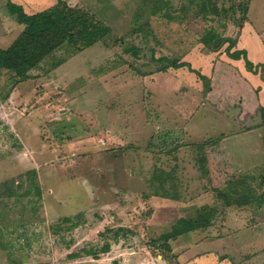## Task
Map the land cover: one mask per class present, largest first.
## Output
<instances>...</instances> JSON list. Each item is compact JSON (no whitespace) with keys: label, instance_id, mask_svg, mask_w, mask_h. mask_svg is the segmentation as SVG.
I'll use <instances>...</instances> for the list:
<instances>
[{"label":"rangeland","instance_id":"rangeland-1","mask_svg":"<svg viewBox=\"0 0 264 264\" xmlns=\"http://www.w3.org/2000/svg\"><path fill=\"white\" fill-rule=\"evenodd\" d=\"M5 2L0 47L23 28ZM144 2L71 0L112 33L82 49L63 44L29 79L0 73V190L6 181L22 184L19 194L31 188L0 196V264H264V204L226 207L213 189L237 175L264 190V0ZM209 28L246 49L255 72L228 43L200 42ZM151 48L206 78L187 66L160 70ZM208 138L221 140L206 149L205 175L197 143ZM205 204L218 208L212 226L181 235L163 256L154 239ZM119 227L127 231L115 238ZM108 241L98 257L83 251Z\"/></svg>","mask_w":264,"mask_h":264},{"label":"trees","instance_id":"trees-1","mask_svg":"<svg viewBox=\"0 0 264 264\" xmlns=\"http://www.w3.org/2000/svg\"><path fill=\"white\" fill-rule=\"evenodd\" d=\"M142 1L148 2L149 0ZM5 5L8 12L14 15L15 20L22 24L23 28H21L19 34L9 46L0 47V73L3 71L11 72L18 76L20 80L29 79L31 77L29 71L63 44L69 43L82 49L94 45L112 33L111 27L98 18L90 8L77 3L73 5L67 0H58L53 6L35 13H27L21 4L13 0H6ZM206 9H208V6ZM199 41L214 50L228 43L226 46L227 53L236 59L242 56L247 68L255 72L254 63L248 57L246 49L238 48L232 50L236 45L234 39L221 37L213 28H209L204 30ZM127 50L131 51L136 58L140 57V52L142 51L138 46H130ZM150 51L151 59L161 64L160 70H166L169 67L179 68L187 66L190 71L196 72L201 78H206V75L193 68L189 61L173 59L167 55L156 56L152 48ZM220 140L221 138H208L197 143V146L202 150L199 161L201 170L205 175H208L210 171L207 166V148L219 143ZM161 172L162 174H159L157 179H160L163 186L170 174H167L164 170H161ZM35 173V170H31L32 178ZM3 185L5 187L0 190V196L18 197L19 195H29L31 193L30 186L25 188L22 194H19L17 189L22 184L16 185V189L9 184V181H6ZM213 189L217 199L221 200L226 207L231 205L245 206L253 202H257L260 205L264 204V190L257 192L246 176L233 175L227 179L223 187L214 186ZM35 194L38 199L42 198V187L40 185L35 187ZM217 213L218 208L216 206L202 205L194 216L179 217L171 229L155 238L154 242L158 245L163 256L167 257L172 252V241L185 233L203 230L212 226ZM81 215L83 213L77 214L78 217ZM62 221L70 223V227L81 223L80 218L75 220L74 216H64ZM124 230L127 231V229L122 227L117 229L110 228L115 238H118L122 231L124 233ZM110 248L111 242L108 241L100 247H91L83 249V251L86 254L98 257L100 253L108 252ZM80 255L81 252H72L69 256L77 257ZM112 264H119V262L114 260Z\"/></svg>","mask_w":264,"mask_h":264},{"label":"crops","instance_id":"crops-1","mask_svg":"<svg viewBox=\"0 0 264 264\" xmlns=\"http://www.w3.org/2000/svg\"><path fill=\"white\" fill-rule=\"evenodd\" d=\"M13 1L18 4H21L27 13H35L44 10L46 8L53 6L58 2V0H13ZM67 1L71 2V0H67ZM80 1H82L87 6L92 2H95V0H80ZM124 1L126 0H120V2H118V0L117 1L112 0V2L114 3L116 2L118 4L121 3V5L124 4Z\"/></svg>","mask_w":264,"mask_h":264}]
</instances>
